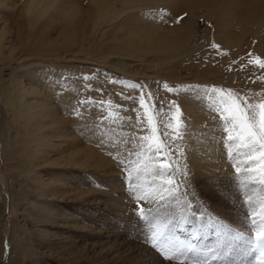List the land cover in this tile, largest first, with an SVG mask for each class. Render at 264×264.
<instances>
[{
    "label": "bare ground",
    "instance_id": "1",
    "mask_svg": "<svg viewBox=\"0 0 264 264\" xmlns=\"http://www.w3.org/2000/svg\"><path fill=\"white\" fill-rule=\"evenodd\" d=\"M145 5L153 7L139 20L140 31L133 28V22L132 25L121 22L120 19L138 21L139 12L130 13ZM0 6L5 9L4 17L0 15V126L6 111H12L21 123L20 144L30 167L20 175L30 182L35 196L30 214L38 240L47 246L50 235L46 226L58 225L69 231L78 226L74 220L85 219L95 224L89 230V245L100 258L108 257L117 263L123 257L118 252L119 246L125 244L135 264H167L142 242L114 239L117 236L106 222L107 215H113L111 218L119 223L133 208L128 195L131 193L119 182L126 175L123 170L127 164L124 160L127 159L126 150L128 146L133 148L130 134L126 138L104 120L98 119L99 124L95 120L94 106L82 110V116L64 119L58 110V101H70L72 95L68 91L55 90L58 98L54 100L43 86L42 76L35 72L38 69L35 60L39 58L46 63L49 58L58 57L60 52H71L73 48L80 52L93 41L100 53L127 58L135 55L132 59L142 54L154 55L167 63L171 59L184 60L185 51L197 49L194 44L205 37L200 34L195 40L193 20L200 13L220 22L215 26V41L220 39V49H226L224 68L210 65L213 77L210 71L201 77L187 73L147 75V84L158 95L159 85L153 80L157 77L171 83L194 81L199 87L210 79L217 83L245 82L244 71L249 70V65L233 64L234 58L228 55L239 49L246 34L253 29L256 45L250 54L264 60V0H0ZM180 17L183 19L179 24L165 26L166 22ZM74 53L68 54L74 56ZM5 61L15 68L12 80L10 78L6 85L1 76L2 70L8 67ZM263 81L264 76L255 83L259 85ZM197 90L189 94L179 89L175 96L186 123L182 161L189 176L206 190L212 184L211 178L222 173L227 153L220 140L226 134L215 111L217 98L212 94L205 97ZM74 106H70V114L75 111ZM125 124L128 123H122ZM84 180L91 185L87 186ZM62 203L78 207L82 204L87 211L80 218L63 215L64 218L59 219L56 211L61 209ZM236 210L237 216H242L239 215L241 210ZM228 220L238 228L245 222L236 216Z\"/></svg>",
    "mask_w": 264,
    "mask_h": 264
},
{
    "label": "rangeland",
    "instance_id": "2",
    "mask_svg": "<svg viewBox=\"0 0 264 264\" xmlns=\"http://www.w3.org/2000/svg\"><path fill=\"white\" fill-rule=\"evenodd\" d=\"M152 7L153 6L145 5L138 8L135 12L131 11L130 14H138L137 12H139L138 21L132 19L120 20L123 23H127V25H132L133 22V28L137 29L136 31H140L142 25L139 24V20L141 17H145ZM0 15L3 17L5 15V9L1 6ZM209 16L198 13L194 18V30L196 31L195 40H198L200 34L205 35V37L201 38L203 39L202 42L194 44L197 49L193 50L190 48V50L187 49V51H185L187 54L184 56V60L177 61L171 59L167 63L164 59H159L154 55L142 54L139 55L141 57L132 59L135 55H129L132 58H127L120 54L100 53V50L98 48L96 49V41H93L94 43L92 45H88L80 52H75L76 49L73 48L71 52H75L73 54L74 56L68 54L71 53L69 51L64 53L60 52L58 57H51L46 63L42 62L39 58L35 60L36 65H38L36 66L38 69L35 72L42 76L41 80L45 84L43 86L52 94L54 100L58 98V94L55 90L68 91L69 94L72 95L70 99L68 98L70 101H64V103L62 100L58 101V110L64 119H69L72 115L76 116L77 111L81 112L85 108L94 106L97 112L95 120H97L99 124V120H104L103 122L110 124L111 127L117 129V131L126 138L127 136L129 137L130 134L133 148L129 149L130 146H128L126 151L127 154H129H126L127 159L124 160H126V165L129 166L132 176L136 177L135 183L142 188L141 194H143V191L147 190L146 181L149 180L150 177L145 175L137 176L135 169L143 165L144 159L143 157L137 158L130 155L132 152L140 151L139 147H137L140 141L135 140L134 137L145 134L138 132L132 127L133 124H135L138 113L142 115L144 111V109H139L137 102L141 89L131 88L127 83H111L110 81H125L143 85L144 87L142 90L145 93L150 91L153 94L151 98H147V104L152 106L149 108V111L155 112L156 109H160V119L162 123L168 120L170 111H175L174 106L169 110V102L174 100L179 104L178 97L175 96L178 95L176 94L178 91L173 93L167 92L163 88V82H167L169 86L172 87L179 86V89L182 90L181 92H189V94L199 89V93H203L205 97L206 95L212 94L214 98L218 99V93L212 91L213 87H215L217 90L232 89L234 94L241 97H249L253 102L264 101V81L259 85L255 83V80H263L264 69L258 67L255 63H249L250 60H255L256 58V56L249 55L256 45V38L252 34L253 29H250L251 32L249 31L246 34L247 36L244 37L239 49L237 51L235 50L233 54L231 53L232 55H228L234 58L233 64L238 62L243 64L247 63L249 65V70L244 71L247 76V81L237 83V85L234 82H211L212 79H210L202 82L199 88L189 89L187 86L198 84L194 81H188L187 83H171L166 81V79L162 80L157 77L153 80L159 85L158 95H156L157 93H154L153 89L147 84V75L169 74L177 76L187 73L194 77H201L205 75L206 72L210 71L209 75L213 77L214 74L213 71L210 70V65H218L224 68L226 64L223 54L226 49L212 47L215 43L221 46L220 39L215 41V26L220 24V22L213 20V18ZM179 22L178 18H176L172 22H166L165 26H169L173 23L176 25L179 24ZM103 39L105 40L106 38L103 36ZM211 53L213 55H211ZM85 56L87 58H84ZM6 63H8V67L1 72L2 81L5 85L9 84L12 80V72L15 69L9 61H5L4 64ZM84 75H90L93 78L86 81L83 79ZM255 90L260 92L257 93ZM89 98H91L90 101ZM82 100L86 101L83 105L79 103ZM109 101L111 103H107ZM72 104L75 105L73 108L75 111L70 114L69 110ZM118 105L121 107L118 108ZM133 109H138V112L133 111ZM79 116H82V114ZM79 116L77 115V117ZM124 122L128 124L123 126L122 123ZM20 125L21 123L13 116L12 111H6L3 114V121L0 126V264H135L125 244H121V247L119 246L118 252H120L123 257L117 263L109 260L108 257L104 258V260L91 250L89 245V230L91 231L95 224L89 223L85 219L79 222L78 220H74V222H77L76 224L78 226L69 231L60 228L58 225L46 226L50 235L47 246L43 241L38 240L30 214L32 209L31 201L35 196L30 182L24 180L20 175V172L26 171L30 167V162L26 156L25 150L20 144L22 140ZM176 146L182 150L183 141H178ZM129 161H132V163L129 164ZM183 165H185V163L182 161V170ZM235 176L234 169L227 161V158H224L221 175L213 176L211 178L212 184L209 188H205L206 190L201 188L200 184L196 182V179L189 176L188 184H181L180 186V192L178 193L180 204H177L176 201L165 202L167 204V207H165L164 205L155 204L149 206L143 201L140 202L141 206H144L146 209L148 207L152 208L147 220L141 219L137 215V201L132 198L131 194H128L132 198L131 205L133 208L129 209L119 223L116 224V221L111 218L113 215H107L109 218L106 219V222L109 223L110 228L117 236L116 238L114 237V239H125V241L127 240L135 243L142 242L162 259V263L179 264V261L166 260L158 251V247H166L172 242L186 239L191 230L190 225L185 223L182 229L170 228L169 230H165L163 238L157 241L158 247L153 246V243L150 241V236L154 226L161 225L165 222V219L170 216L178 217L181 211L187 219L192 220L193 225L204 226V239L202 240L203 242L201 241V245H207L208 242H215L216 235L212 225L216 224L217 221L237 229V225L228 222V219L232 216L234 218L235 216L241 217L242 220L245 221L244 226L238 228L239 230L245 231L248 235L252 233V230L250 232V228H247L248 222L245 220L247 208L243 203L244 197L241 195ZM177 178H180L179 173H177ZM85 182L87 186L91 185L87 181ZM119 182L126 187L125 191L129 193L128 185L131 181L121 177ZM185 192H187V196L184 195ZM249 194L252 196V200L258 211L259 203L261 199L264 198V189L260 186H256L250 189ZM185 201L191 202L192 207H182ZM236 209L241 210L239 215L242 216H237ZM86 211V207L82 204L78 207L70 203H62L61 209L56 211V215L59 219L64 218L63 215H72V218L78 216L80 218ZM193 215L200 216V219H193ZM257 228H259V224ZM64 237L68 239L65 240ZM140 237L143 240H141ZM115 248H117V244H115Z\"/></svg>",
    "mask_w": 264,
    "mask_h": 264
},
{
    "label": "snow or ice",
    "instance_id": "3",
    "mask_svg": "<svg viewBox=\"0 0 264 264\" xmlns=\"http://www.w3.org/2000/svg\"><path fill=\"white\" fill-rule=\"evenodd\" d=\"M182 19V17L178 18V22ZM212 47L220 46L213 44ZM249 63H255L264 69V60L260 57L250 60ZM92 78L90 75L83 76L86 81ZM110 82L127 83L131 88L141 89L137 102L139 109L144 111L142 115L138 113L133 127L145 134L134 137L135 140L140 141L137 145L140 151L132 152L130 155L144 159L143 165L135 171L137 176L150 177L146 181L147 190L141 194L142 188L135 183L136 177L132 176L127 165L124 167V172L125 179L131 181L128 191L137 201V215L147 220L152 208L146 209L141 206V201L149 206L155 204L167 207L165 202L171 201L180 204L178 193L181 184H188L189 172L186 165H183L182 170L184 153L176 144L185 140L186 123L176 101L169 102V110L174 106L175 111H170L168 120L162 123L160 109H156L155 112L149 111L152 106L147 104V98H151L153 94L150 91L145 93L142 90L143 85L125 81ZM163 88L169 93L179 90V86L172 87L167 82H163ZM187 88H199V86L189 85ZM212 91L218 93L215 111L219 114L222 130L226 134L221 138L220 143L227 153V161L235 171V179L247 208L246 220L252 235L217 221L212 225L216 235L215 242L201 245L204 239V226L193 225L192 220L187 219L181 211L178 217L170 216L161 225L154 226L150 241L154 247H158L157 241L163 238L165 230L182 229L187 223L191 226V230L186 239L177 240L166 247H158V251L166 260L179 261V264H264V198L261 199L257 211L249 194L250 189L256 186L264 189V101L253 102L249 97L234 94L232 89L217 90L213 87ZM79 103L83 105L86 101L82 100ZM133 111L138 112V109ZM81 114L79 111L76 112L78 116ZM131 163L132 161H129V164ZM184 195L187 196V192ZM182 207L191 208L192 204L185 201ZM193 219H200V216L193 215ZM258 224L259 228H257ZM247 257L252 259L248 260Z\"/></svg>",
    "mask_w": 264,
    "mask_h": 264
}]
</instances>
